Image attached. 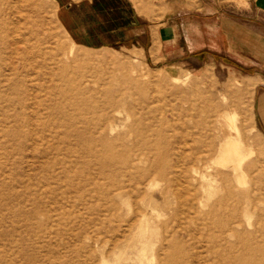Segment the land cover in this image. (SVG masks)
Masks as SVG:
<instances>
[{"label":"rangeland","instance_id":"1","mask_svg":"<svg viewBox=\"0 0 264 264\" xmlns=\"http://www.w3.org/2000/svg\"><path fill=\"white\" fill-rule=\"evenodd\" d=\"M132 1L151 49L76 43L58 0H0V264H230L264 238L255 54L181 59L159 37L194 2Z\"/></svg>","mask_w":264,"mask_h":264},{"label":"crops","instance_id":"2","mask_svg":"<svg viewBox=\"0 0 264 264\" xmlns=\"http://www.w3.org/2000/svg\"><path fill=\"white\" fill-rule=\"evenodd\" d=\"M192 1L191 9L183 7L179 10V35H169L165 29L160 34L159 45L166 51V47H174L178 40L181 41V59L200 58L201 55L203 58L202 52L219 51L217 43H221L223 52L233 56H238V51L253 52L255 60L249 64L258 69L250 78L255 82L256 115L264 133V0H248V8L242 9L245 14L241 13L243 21L227 16L221 6L213 7L202 0ZM58 2L60 23L76 43L89 47H117L142 46L150 41V49L153 46L151 29L136 12L132 0ZM188 2L179 0L183 5ZM160 57L166 59L168 54L161 53Z\"/></svg>","mask_w":264,"mask_h":264},{"label":"bare ground","instance_id":"3","mask_svg":"<svg viewBox=\"0 0 264 264\" xmlns=\"http://www.w3.org/2000/svg\"><path fill=\"white\" fill-rule=\"evenodd\" d=\"M233 147L234 149L237 148L235 144L233 145ZM233 222H234V219H231L230 224H233ZM261 228L262 227L259 224H257L255 226V232H258V229L260 231ZM256 237H257L256 235H254L253 237H250L249 240L247 241V249L243 251L241 250L239 254L234 249H230V252H229L230 264H264V238H261L258 243V241H256Z\"/></svg>","mask_w":264,"mask_h":264}]
</instances>
